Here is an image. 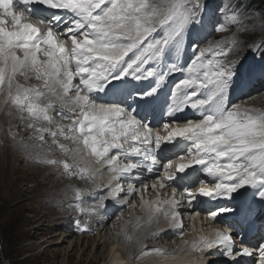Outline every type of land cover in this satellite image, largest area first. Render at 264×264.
<instances>
[{
    "label": "snow or ice",
    "instance_id": "6c2138e0",
    "mask_svg": "<svg viewBox=\"0 0 264 264\" xmlns=\"http://www.w3.org/2000/svg\"><path fill=\"white\" fill-rule=\"evenodd\" d=\"M241 9L231 0L223 8L211 0H0V108L42 144L51 139L38 162L88 183L71 186L78 211H95L84 206L86 197L97 206L119 197L139 208L144 215L121 227L129 241V228L143 231L147 223L155 229L135 237L138 261L156 256L161 264H209L208 254L222 249L230 264L245 258L264 264V237L253 246L218 226L207 235L197 230L190 241L179 233V253H198L194 258L145 243L164 223L182 229L180 209L193 207L198 196L204 203L234 199L247 186L264 198V109L229 99L264 84V43L247 44L262 62L246 66L241 55L238 36L247 31ZM207 24L214 32H236L201 46ZM187 48L193 54L185 62ZM176 73L181 78L161 101L162 86ZM57 105L69 106L59 110L69 123L51 115ZM190 110L198 118L181 122L180 113ZM14 127L9 123L8 133L15 140ZM53 147L63 158H50ZM140 168L154 173L150 185L134 175ZM122 180L130 181L127 188ZM149 188L155 200L145 198ZM134 196L138 205L129 202ZM222 213L234 209L218 206L210 217Z\"/></svg>",
    "mask_w": 264,
    "mask_h": 264
},
{
    "label": "rangeland",
    "instance_id": "374dc122",
    "mask_svg": "<svg viewBox=\"0 0 264 264\" xmlns=\"http://www.w3.org/2000/svg\"><path fill=\"white\" fill-rule=\"evenodd\" d=\"M231 2L233 4H237V3L241 4L242 5L241 10L246 14L244 18V25L247 27V31L240 33L238 36V39L243 41L245 45L243 52L241 53V55L245 58L244 63L246 66L250 64H258L262 62L261 53L260 52L254 53L250 51L247 47V44L264 43V8L246 7L248 0H231ZM216 3L217 6L215 5ZM225 3H227V0H217V2L214 3V8H222L223 6L221 5H224ZM218 15L220 16L221 21H223L224 18L222 13L218 12ZM234 32H236V27H231L228 32H224V33L214 32L212 31V25L207 24L205 30L201 32V35L199 37L201 40V46H206V44L204 43V41L206 40H211V41L221 40L224 39L225 37H230ZM190 43L191 40L189 39L186 43V47ZM192 54L193 53L191 49L187 48V51L185 52L184 55H188L187 60H189ZM184 55H183V60H185ZM259 89L260 90L255 92L254 96H252L253 94H248L245 96V97L251 96L252 98L250 100L244 99L245 98L244 97L240 101H243L245 105L246 103H248L247 105H249L252 101L254 102L256 100V97H260L261 95L264 94L263 93L264 84L263 86L259 87ZM257 102H260L264 106V100L260 101L258 99ZM20 123L22 130L18 129L20 132L19 134L23 136V140H24L23 142L24 144H26V146L23 145L24 147L21 148L22 147L21 146L19 149L14 148L15 140L11 138L9 141L8 140L6 141V147L10 148V152L8 151V153H5V155L12 160V162L10 163L18 168L17 177L15 178L14 176L13 180H10V178L4 180L3 177H0V264H77L81 258L84 259L83 264H87L86 259L92 256L96 246L99 245V251H101L103 248V245L101 244H103L104 241L108 240L109 236L106 234V232L103 231L100 232L98 230V227L95 225V227H93V230L91 232L87 231L84 232V234L83 232L79 233V230L77 228H73L76 234H71L69 238L67 237L66 240L63 241V238L65 237L64 235H67L69 231L65 232L67 231V229H62L57 231L55 225L60 224L61 221L60 222L58 221V219L60 220V218L57 219L52 216L50 217V213L63 212L64 209L69 210V207L72 209L71 210L72 212L74 213L76 212V210L74 209L75 202H70V204L66 205V203H69V199L74 200L73 191L70 192L67 189V186L72 184L69 183L63 184V183L66 181L78 185L82 180L76 179L74 177L73 178L68 177L67 178L69 180L68 181L66 180L64 175H62V170L57 171L56 168L53 166L45 165L43 163L38 162V159L42 157L45 153L41 154L40 157L37 156L39 151H38V145H35L33 143L35 142V138H33L32 133L25 128L24 123L22 122ZM15 128H18V126H15ZM37 142H38L37 144L41 145L39 141ZM64 143L66 142L64 141ZM56 151L58 150L56 149ZM53 155L54 154L51 153L50 158H53L54 157ZM57 155L58 156L55 155V158L57 159L63 158L60 153H58ZM50 168H53L56 171L55 175L58 174L59 176L57 177L62 182V184H60L59 187L57 188V190L59 191L58 193H54L56 190L55 188L49 187L48 183L50 179L46 178L48 176ZM44 170H48V172L45 173ZM201 178L203 179V176H201ZM4 181L8 183V188L6 187V183H4ZM124 182L128 185V182L126 180H124ZM22 185L24 187L21 188ZM27 186H31V187L28 188ZM84 186L86 187V184H83V188ZM197 187H199V185H197ZM12 189L13 192L11 191ZM68 192L70 193L69 198L66 197ZM254 192L257 194V197H259L258 191L256 189L254 190ZM23 198L25 199L24 201ZM89 202L90 204L92 203V201ZM132 202L133 200L130 203ZM88 206L86 205V207ZM104 206H107V204ZM113 209H115L117 213L116 217H119V214L121 215V212L124 213L123 217H125L126 214L130 213V208L124 205L123 208L121 209L112 207L106 210V214L110 216L107 219L108 221H110V223L107 226L111 227V230L114 233L115 229L112 226L117 218H114L113 221H111L110 218H112V213H108L109 210H113ZM195 211L198 210L197 209L193 210L191 211V213ZM66 213L70 215V211H67ZM66 213L63 212V214ZM92 214H95L96 215L95 217L98 216L101 217L97 210H95L94 213H90L89 216L90 215L93 216ZM208 214L209 212H205L203 215L208 216ZM71 219L74 220V218ZM188 224L189 227H191V221H189ZM74 225L75 227H77L78 222L77 224L73 223V226ZM23 232L26 233L25 234L26 236L24 237L27 239H25L24 237L21 239V235ZM188 232H189V228H186L184 230V233H186V235H184V238L187 237V235H189L187 234ZM179 233H176L177 235L174 234L173 236H171V238H169L168 246L171 247L175 242V240L182 241L179 237ZM234 237L235 238L237 237L236 239H238V233ZM148 242L150 244L155 243V241L152 239H149ZM90 244H92L93 246H90ZM23 245H28L25 251L21 250V247ZM46 250H49L50 252L48 254H45ZM52 250L60 252L59 259L57 260L53 259V255L51 254ZM68 254H74V258L72 262L68 261L67 258ZM39 256H43V258L41 257V261L44 260L45 262L44 261L43 263L40 262V260H38ZM223 256L225 257V255L221 254L215 259L219 258L222 260L224 259Z\"/></svg>",
    "mask_w": 264,
    "mask_h": 264
},
{
    "label": "bare ground",
    "instance_id": "6f19581e",
    "mask_svg": "<svg viewBox=\"0 0 264 264\" xmlns=\"http://www.w3.org/2000/svg\"><path fill=\"white\" fill-rule=\"evenodd\" d=\"M215 2H217V0H211V3H213V6H214ZM215 5L217 6V3ZM221 6H223V5H221ZM184 56H185L184 61L186 62L188 55H184ZM180 78H181L180 73H176V74L168 77L166 84L163 85L162 89H161V92L163 93V95L161 96V101H163L167 97V94L171 90L173 83L175 81L179 80ZM22 82H24V81H22ZM31 82L33 84L39 83L37 81H31ZM31 82H29V83H31ZM146 82L147 81H143L140 83H146ZM147 86H148V83H146V85H144L142 87H147ZM261 86H263L262 83H256L255 86L250 87V88L244 90L243 92L237 90L236 92H234L230 95L229 99L231 102H239L240 100H242V98H244L248 94H253L252 96H254L255 92L260 90L259 87H261ZM0 99H3V97H0ZM258 99L260 101L264 100V94L261 95L260 97H256V100L254 102L251 100L253 103L251 102L249 105H247L248 103H246L245 106L254 107L257 109H264V106L260 102H257ZM56 109L57 110H53L51 112V115L57 121H61V116H60L59 110H63L65 112H67L69 110V106L57 105ZM180 116L182 118L181 119V122H182V120L185 116L187 118H190V119H197L198 113H196L194 110H190V111H186L184 113H180ZM165 119H167V118H165ZM61 122L69 123L68 120H63ZM9 123H12L13 125L18 126V128L14 127L13 131L20 133L18 130V129L22 130L20 121L17 119L6 116L4 114V111L2 110V108H0V144H1V146H0V177H3L4 180H7L9 178H10V180H13L14 176L16 178L17 173H18V168L15 167L14 165H12L10 163V162H12V160L8 156L5 155V153H8V151L10 152V148L6 147V141L7 140L9 141L12 138L11 135H9V133H8ZM45 140L47 141V143H44V144H42L37 139H35V142H33L35 145H38V151L39 152H38L37 156H39V157L41 154H44V153L48 152V150H49L48 145L51 144V139L47 138V136H45ZM23 141H24L23 136L21 134H19L18 138L15 139V142H14L15 147L14 148L19 149L21 146H22L21 148H23L24 147L23 145L26 146V144H24ZM37 141H39V143H41V145L37 144L38 143ZM61 142L64 143V141H61ZM65 142L68 143L67 141H65ZM2 146H4V147H2ZM21 151H23V150H21ZM58 153L59 152L56 151V149L53 147V149H52V154H54L53 158H55V155L58 156L57 155ZM57 171H59V170H57ZM44 172L46 173V172H48V170H44ZM55 174H56V171L53 168H50L48 176L46 178L50 179L49 183H48L49 187L55 188L56 190L54 193H58L59 191L57 190V188L59 187L60 184H62V182L57 177L59 175L58 174L55 175ZM32 175H35V174H32ZM62 175H64L63 172H62ZM134 175L142 176L144 178V182L149 184V185L152 183V178L154 177L153 172H149L144 168H140L138 170V172H134ZM202 176H203V179L207 180V177H205L204 175H202ZM64 177L66 178V180H68L67 176L64 175ZM127 182L129 183L130 181H127ZM4 183H6V182L4 181ZM67 183L72 184V185L67 186V189L70 192L72 191L71 186L83 188V184H86V187H89V185L86 181H81L80 184H78V185H76L75 183L66 182V181L63 184H67ZM121 183H123L122 184L123 187L127 188V184L124 182V180H122ZM6 187L8 188V183H6ZM22 187H24V186L22 185L21 188ZM27 187L29 188L31 186H27ZM86 187L84 186V188H86ZM137 187H141V186L138 184ZM173 187H176V185H173ZM13 189L11 190L12 192H13ZM254 190L255 189L246 186L245 189L239 190V193L233 194L234 199L223 198L220 200L211 201V202H207V203H204L205 201H207V198L198 196L197 201H194V203H193V207H191V208H183L182 207L180 209L181 213H182V217H183V223H184L183 228L182 229H180V228L172 229L166 223L162 224L161 226L163 227L164 231L160 232L156 239H152L157 244H155V243L150 244L148 242L149 239H147L145 241L147 247L148 248L159 247V248H163V249L167 250L168 252H176L177 254H179L181 256H188L189 258H194V257L198 256L199 254L198 253H191L189 255V253H179L178 246L183 245V241L175 240V242L173 243V245L171 247L168 246L169 238H171V236H173L174 234L179 233L181 231L184 232V230L186 228H189V232L187 233L189 235H187V237H185L184 240L187 239L190 241V240H192L198 236L199 233L197 230L203 228L204 229L203 234L207 235L211 228H214L217 226L221 229L231 230V232L234 236L238 233V239L237 240H240L242 238L247 244L254 246L255 244H257L260 241V239L262 237H264V231L259 227V224H260L259 222H261L264 219V213L261 212V209L264 208V198H261L260 196L257 197V194L254 192ZM20 191H21V189H20ZM169 192H170V190H169ZM240 193H242L243 195H241ZM69 194L70 193L68 192L66 197L69 198ZM23 195H25V194H23ZM144 195H145V198H147V199H150V200L156 199V193L152 192L151 188H149V191L147 193H144ZM73 196H74V194H73ZM161 197L162 198L164 197V193H161ZM24 200L25 199L23 198V201ZM132 200L137 205L139 204V197L134 196L133 198L130 199L129 202H131ZM89 201H92V203L90 204ZM70 202H75V204L77 203V201H75V199L74 200L69 199V203H66V205L70 204ZM85 204L87 206L89 205L88 207H95V210L98 211L99 215L102 218L99 217L98 215H97L98 217H95L96 216L95 214H92L94 217L91 215L89 216L90 213H94V212H80L76 209L75 206H74V209L76 210L75 213L72 212L71 211L72 209L69 207V210L64 209L63 212L66 213L67 211H70V215L68 213L63 214V212H52V213H50V217L52 216V217H55L57 219L60 218V220L58 219L59 222L61 221L60 224L55 225V228L57 229V231L62 230V229H67V231H65V232L69 231L67 233V235H64L65 237L63 238V241H65L67 237L69 238V236L71 234H76L75 231L73 230V228H77L79 230V233L83 232V234H84V232H87V231L91 232L93 230V227H95V225H96L100 232L101 231L106 232V234L109 236L108 240L104 241L103 244H101V245H103V248L101 251H99V245L96 246L95 251L92 254V256H90L86 259L87 264H161L160 258H158L156 256L145 257L143 260H139V261L136 259V256L139 252V248H138L137 243L135 242V237L137 235L145 236V235H147V233L149 231H155L154 228H149L147 223H145L143 225V229H144L143 231H137V230L129 228L128 229L129 235H132L134 237V239L132 241L125 239L123 236V233L121 232V227L124 225L125 220L134 219L135 216H143L144 215L139 210V208H136V209L130 208V213L126 214L125 217H122L121 219H116L113 226H112L115 229V231L113 233L111 230V227L107 226L110 223V221L107 220L110 216H108L106 214V210L109 208H112V207H116L117 209L123 208L124 205H122V203L120 202V198L119 197L117 199H111L110 198L104 202V205L107 204V206H104V205L103 206H97L98 201H96L94 199H89L86 197L85 203H84V206L86 207ZM16 206H17V204H16ZM218 206L231 207L234 209V213H222V214L218 215L215 220H212L210 217V213L212 211H217ZM196 209L198 211L193 212L194 214L191 213V211L196 210ZM209 209H211V210H209ZM249 209H254V211H252L250 213V215H248L247 219H244V216L248 213ZM185 210H187V211H185ZM205 212H209L208 216L203 215ZM108 213H112V218H110L111 221H113L114 218H117L116 217L117 213H116L115 209L109 210ZM121 213H123V212H121ZM195 213H199V215L197 216V215H195ZM119 216H120V214H119ZM71 218H74V220H72ZM189 221H191V227H189V224H188ZM77 222H78V226L77 227H75V225L73 226V223L77 224ZM222 226L223 227L225 226V227L223 228ZM101 227H102V229H101ZM256 230H258V231L256 232ZM25 234L26 233H24V232L22 233L21 239L24 236H26ZM81 235H82V233H81ZM25 239H27V238H25ZM163 243H165V244H163ZM27 246L28 245H23L21 247V250L25 251V249H27ZM90 246H93V245L90 244ZM215 251H216L215 255L208 254V256H207V258L209 260V264H230V258L227 256H225V257L223 256L224 259H222V260L219 258L215 259L219 255H221L222 249H220V250L217 249ZM49 252H50L49 250H46L45 254H48ZM59 253L60 252H57V251H53V250L51 251V254L53 255L54 260L59 259V257H60ZM41 257L43 258V256H39L38 260H40V262L43 263L44 260L41 261ZM67 258H68L69 262L70 261L72 262L73 258H74V254H68ZM83 263H84V259L81 258L77 264H83ZM244 264H253V259L252 258H245Z\"/></svg>",
    "mask_w": 264,
    "mask_h": 264
},
{
    "label": "trees",
    "instance_id": "16d2710c",
    "mask_svg": "<svg viewBox=\"0 0 264 264\" xmlns=\"http://www.w3.org/2000/svg\"><path fill=\"white\" fill-rule=\"evenodd\" d=\"M246 7L264 8V0H248Z\"/></svg>",
    "mask_w": 264,
    "mask_h": 264
}]
</instances>
